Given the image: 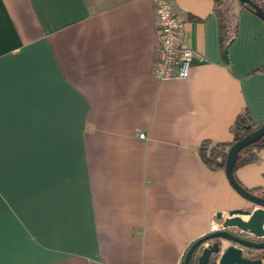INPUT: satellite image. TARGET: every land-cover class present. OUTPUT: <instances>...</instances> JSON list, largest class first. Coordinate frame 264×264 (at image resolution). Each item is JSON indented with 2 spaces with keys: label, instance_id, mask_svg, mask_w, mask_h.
<instances>
[{
  "label": "crops",
  "instance_id": "obj_1",
  "mask_svg": "<svg viewBox=\"0 0 264 264\" xmlns=\"http://www.w3.org/2000/svg\"><path fill=\"white\" fill-rule=\"evenodd\" d=\"M173 2L195 56L161 81L151 0H0V264H183L252 205L198 148L264 123V20L225 60L214 0ZM234 174L264 196V151Z\"/></svg>",
  "mask_w": 264,
  "mask_h": 264
},
{
  "label": "water",
  "instance_id": "obj_2",
  "mask_svg": "<svg viewBox=\"0 0 264 264\" xmlns=\"http://www.w3.org/2000/svg\"><path fill=\"white\" fill-rule=\"evenodd\" d=\"M239 1L248 4L264 20L262 6L253 0ZM224 57L228 59V48L224 51ZM263 136L264 123L235 142L228 151L226 161V173L231 185L252 205L231 209L227 215L219 212L217 218L221 221L220 225L189 246L183 264H190L194 253H198V264H208L213 257L216 264H264V196L243 186L234 174L241 150ZM253 205L256 207L253 208Z\"/></svg>",
  "mask_w": 264,
  "mask_h": 264
},
{
  "label": "trees",
  "instance_id": "obj_3",
  "mask_svg": "<svg viewBox=\"0 0 264 264\" xmlns=\"http://www.w3.org/2000/svg\"><path fill=\"white\" fill-rule=\"evenodd\" d=\"M264 8V3L260 0H253ZM215 8L219 15L220 22V38L221 44L225 49L233 41L237 32V15L240 9L247 8L254 12L248 4L239 0H214ZM261 126V125H260ZM260 126L256 125L248 111H244L237 115L232 125L233 139L230 142H213L210 140L200 144L198 151L204 162L212 169H220L226 171L227 155L230 147L248 134H251ZM264 151V136L257 142L245 147L239 153L234 172L240 165L258 161L261 153ZM190 264H198V253H194ZM208 264H216V258L213 257Z\"/></svg>",
  "mask_w": 264,
  "mask_h": 264
},
{
  "label": "built area",
  "instance_id": "obj_4",
  "mask_svg": "<svg viewBox=\"0 0 264 264\" xmlns=\"http://www.w3.org/2000/svg\"><path fill=\"white\" fill-rule=\"evenodd\" d=\"M156 27V50L152 73L158 80L185 79L191 71L195 51L182 41L183 24L173 0H151ZM138 136L147 139L145 131ZM216 228V227H215Z\"/></svg>",
  "mask_w": 264,
  "mask_h": 264
},
{
  "label": "flooded vegetation",
  "instance_id": "obj_5",
  "mask_svg": "<svg viewBox=\"0 0 264 264\" xmlns=\"http://www.w3.org/2000/svg\"><path fill=\"white\" fill-rule=\"evenodd\" d=\"M256 256V255H255Z\"/></svg>",
  "mask_w": 264,
  "mask_h": 264
}]
</instances>
